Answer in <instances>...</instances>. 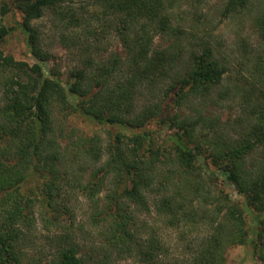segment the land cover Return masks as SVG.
<instances>
[{
	"label": "trees",
	"instance_id": "trees-1",
	"mask_svg": "<svg viewBox=\"0 0 264 264\" xmlns=\"http://www.w3.org/2000/svg\"><path fill=\"white\" fill-rule=\"evenodd\" d=\"M92 1L97 10L82 12L64 7L65 0H14L12 7L0 0V264H121L123 259L227 264L228 251L246 245L258 254L263 247L253 237L262 230L254 227L251 234L246 220L253 211L264 227V103L252 111L251 129L235 136L219 119L203 114L164 118L155 103L140 109L144 90L152 92L169 77L181 55L176 42L166 50L154 47L157 37L172 41L183 33L174 25L176 0ZM249 4L228 0L232 12ZM14 10L22 15L20 29L36 60L32 66L1 49L14 30L2 20ZM50 10L63 20L71 18L74 28L88 26L86 39L73 38V46L101 56L100 45L114 31L122 52L105 61L88 57L64 79L49 68L50 57L33 26ZM93 23L101 24L103 38L94 42ZM259 32L264 36V26ZM256 60L250 83L255 87L250 86L264 94V58ZM184 70L174 71L170 87L181 86V100L206 97L226 73L209 48L202 55L193 53ZM70 116L107 126V140L98 135L74 139L67 131ZM154 121L160 129L149 128ZM74 189L96 211L90 235L94 228L97 234L86 254L72 235L74 224L66 225L63 216H73L69 195ZM102 193L104 203L98 200ZM35 215L47 231H57L56 239L49 237L54 251L47 263L30 253L38 233ZM201 227L194 239L192 231L195 235ZM167 230L175 231L173 240L166 238ZM177 242L188 254L177 255Z\"/></svg>",
	"mask_w": 264,
	"mask_h": 264
},
{
	"label": "rangeland",
	"instance_id": "rangeland-1",
	"mask_svg": "<svg viewBox=\"0 0 264 264\" xmlns=\"http://www.w3.org/2000/svg\"><path fill=\"white\" fill-rule=\"evenodd\" d=\"M7 2L10 7L15 4L14 0H7ZM93 5L92 0H65L64 3V7H72L82 12H87L86 8L90 11L97 10ZM231 10L228 0H176V5L173 8V12L177 13L174 25H180L183 33L179 34L178 37H173L172 41L157 37L154 47L166 50L172 47V43L176 42L174 44L180 48L181 55L174 71L177 73L182 71V74L193 53L202 55L204 50L209 48L218 62L225 67L226 73L223 82L216 86L206 97L193 96L190 99L184 100L182 98L181 100L180 97L183 94L181 93V86H177L173 91L170 89L171 84L174 82L173 78H176L173 71L169 77L156 84L152 92L144 90V95L140 99V109L148 103H155L161 105L165 115L164 118L180 115L182 118L197 119L198 115L203 114L205 118L219 119L226 132L232 136L240 132H248L251 129L254 123V120L251 121L250 119L254 116L252 111L255 106L264 103V94L254 92L251 87L253 85L250 84L253 82L257 57L264 58V36L263 34L260 35L259 32L264 26V19L262 18L264 0H250V4L240 12H232ZM78 13L82 15V13ZM21 20L22 15L17 10L8 13L4 17L3 24L14 30L2 44L1 49L6 56H12L17 61L30 63V66H32L36 60L33 59L27 46L25 34L20 29ZM69 23H71V26H69ZM73 23L75 22L71 18L63 20L59 14L51 10L45 11V15L41 19L33 22V26L39 34L40 47L50 57L49 62H47L49 68L57 70L56 72L62 74L64 79H67L73 70L82 68L88 57L95 56L96 61H99V59L105 61L113 52H122L120 41L114 31H111L104 43L100 45L101 51L99 53H102L101 56L95 51L86 53L79 46H73V38H80V35H82V39H86L83 37V30L88 27L81 24V26L78 25L77 28H74L72 27ZM91 29L97 33L96 36L92 37V42L95 39L98 40L99 37L102 38L101 24L93 23ZM240 79L241 85L238 86ZM243 94H246V97ZM238 119L239 122L236 123ZM66 125L68 133L74 139H76V136L93 137L98 135L102 140H107L108 137L107 131L109 128L107 126L99 125L80 116H70ZM149 128L160 129V124L154 121ZM161 129L165 133L169 132V127L164 126ZM112 131L114 133L118 132L116 128ZM203 133L208 134L209 131L203 130ZM90 172L89 169L84 180L88 179ZM221 187L228 191L231 190L223 184H221ZM71 192L69 205L74 211L73 216H63L66 225L70 227L74 224L72 235L82 249V253L86 254L91 252L92 242L97 234L94 228V235H90V231L93 230V227H91L93 225L92 216L96 211L93 202L81 191L74 189ZM105 196L106 194L102 193L98 197L99 202L104 203ZM234 198H237L236 193ZM237 199L240 200V198ZM255 214L253 211L247 214L248 230L251 234L254 227H259L262 230L260 237L258 238V235H256L253 240L255 242L261 241V247L263 248H259L258 254H254L252 246L233 247L228 251L227 264H264V227L255 221ZM35 216V226L38 233H35L36 236L31 245L30 253L35 258L42 259L47 263L54 251V245L49 237L56 239L57 231L54 229L47 231L44 228L42 217ZM144 217L141 216L143 219ZM64 218L62 217L63 220ZM153 219H150V222H153ZM80 228L84 229V234ZM202 229L203 227L194 230L195 235L192 231L194 239L197 238ZM164 234L170 240H173L176 236L174 230H167ZM177 244L178 242L175 243V250L178 252L177 248L180 249L181 246ZM260 252L263 256L260 255ZM186 253L188 254V252ZM186 253L181 248L177 255L185 256ZM121 264L133 263L126 262L123 259Z\"/></svg>",
	"mask_w": 264,
	"mask_h": 264
}]
</instances>
